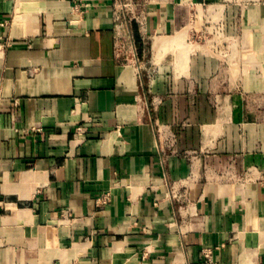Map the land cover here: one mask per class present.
I'll list each match as a JSON object with an SVG mask.
<instances>
[{"label": "crops", "instance_id": "0c3cea01", "mask_svg": "<svg viewBox=\"0 0 264 264\" xmlns=\"http://www.w3.org/2000/svg\"><path fill=\"white\" fill-rule=\"evenodd\" d=\"M140 1L0 0V264H264V0Z\"/></svg>", "mask_w": 264, "mask_h": 264}, {"label": "built area", "instance_id": "2783aa9c", "mask_svg": "<svg viewBox=\"0 0 264 264\" xmlns=\"http://www.w3.org/2000/svg\"><path fill=\"white\" fill-rule=\"evenodd\" d=\"M113 27L115 32L116 48L118 51L127 53L126 47L133 46L132 35H130L129 26L132 23H137L142 26L144 15L141 10L140 0H111ZM107 195L98 197V202H105ZM208 254H206L207 256ZM212 264L210 260L206 262Z\"/></svg>", "mask_w": 264, "mask_h": 264}, {"label": "rangeland", "instance_id": "374dc122", "mask_svg": "<svg viewBox=\"0 0 264 264\" xmlns=\"http://www.w3.org/2000/svg\"><path fill=\"white\" fill-rule=\"evenodd\" d=\"M126 49H127L128 55H131V54H130V51H129V50H130L129 46L126 47ZM120 52L123 53V54L125 55L124 51L121 50Z\"/></svg>", "mask_w": 264, "mask_h": 264}]
</instances>
